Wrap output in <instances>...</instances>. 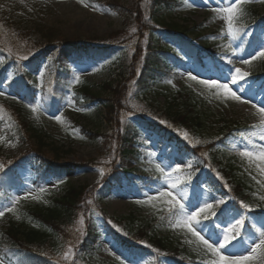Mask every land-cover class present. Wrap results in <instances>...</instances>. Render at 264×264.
Masks as SVG:
<instances>
[{
	"label": "rangeland",
	"instance_id": "obj_1",
	"mask_svg": "<svg viewBox=\"0 0 264 264\" xmlns=\"http://www.w3.org/2000/svg\"><path fill=\"white\" fill-rule=\"evenodd\" d=\"M114 1L0 0V16L3 15L10 19L6 23V26H9L7 28L0 17V48L2 50L21 56L43 50L53 64L47 72L50 75L49 79L54 78L53 71H56V66L71 69L75 75L92 83V92L100 98L96 104L87 106L85 110L74 109L69 105L59 113L43 112L46 125V134L43 139L32 137L23 144L18 141L7 142L0 138L2 159L4 161L19 159L18 171L24 178L36 176L33 166L35 167V161L41 153L49 159L57 160L65 170V175L62 177L48 178L44 183L45 189L58 195L62 189L68 186H79L87 192L86 197H90L83 204L84 209L80 216V218L83 217V223L78 225V229L74 233L75 236L68 239L67 237H70L72 233L68 232L64 235L67 240L62 241V255L54 256L57 264H87L85 253L93 254L99 259L97 261H105L107 264H116L118 261L144 264L148 258L129 254L108 235H102L93 249H90L88 245L92 239L85 237V225L92 224V221L98 218V211L101 210L113 219H120L131 212H135L141 217H150L154 211L162 208L161 203L164 199L170 200L171 197H160L147 203L144 193L149 192V189L160 188L161 191L172 192L180 203L186 205V210L189 211L196 210L195 207L189 206L191 198L195 199L192 205L204 202L212 203L213 208L206 213L211 217H213L211 211H215L217 215L220 211L226 210V222L221 228L227 227L229 223H234L236 219L245 216L242 211L227 204L219 194L206 188L205 182L198 183L189 175H183L180 172L181 169L191 166L194 160L192 154L179 151L172 142H167L151 132L141 131L133 139L132 130H130L128 140H124L123 135L126 134V127L130 124L134 125L131 121L132 117L135 118L145 112L150 115L147 110L150 107L149 102L137 97L133 89L137 78H139L140 67L143 65L145 56L153 55L156 52L151 49L148 53L142 52V47L146 40L150 39V31H157L158 27L150 19V22L142 20L140 5L146 7L147 0H120V4L138 11L140 20L137 21V28H135L138 36H133L130 34L131 32L135 33L132 31L133 27H130L128 20H125L113 8V5L117 6L118 3ZM177 1L181 0H171L172 5L179 6ZM217 6L218 0H186L181 8H176L173 12L165 10L163 19L166 23H176V25L188 29L189 37L194 39L198 45H214L213 48H219L224 55L223 62L229 68L221 67L225 72L223 75L215 69L202 74L191 63L179 65L171 72L169 80L159 83L152 94L156 106L159 107V105L166 104V98L171 92L178 91L182 87L195 90L204 99L205 108L210 114L208 122L214 132H217L225 124H258L259 116L253 115L255 109L252 108V103L258 107L264 106V86L261 85L264 78L256 77L261 70H264V58L252 60V56L264 48V43L256 52L249 55L240 50H233L236 45L227 36L225 22L217 19V14L212 11ZM242 7L244 14L239 19L246 17V21L242 22L243 27L260 39L264 38V0H252L251 3L244 4ZM247 10L257 11V14L248 16ZM142 28H145L144 32L141 31ZM222 29H224L223 34ZM88 39L109 43L111 41L120 42L123 39L126 42L120 43L112 57L97 61L88 58L70 45L72 42ZM163 40L164 43H167L166 39L163 38ZM229 44L231 47H228ZM243 60H249L250 64H243L241 62ZM125 62H128L129 65L130 75L128 78L123 75L122 71ZM138 66L140 67L137 68ZM237 67L249 75L246 77V82L238 81L233 85L230 80L225 81V77L229 74V69L234 72V68ZM189 74L200 78L191 80ZM253 74L256 76L250 77ZM45 78L46 82L47 77ZM199 79L217 80L218 83L228 82L233 91L252 103L225 101L223 89L219 90L221 95L218 98L215 95L217 90L206 88L198 83ZM251 81L253 87L247 89L246 83ZM41 83L40 80L39 84ZM7 91L9 90L6 89V93L0 97H8L13 105L0 104V110L14 114L22 121H30L28 115L18 110L20 102ZM125 101L127 105L122 106ZM56 115L61 116L59 122L54 119ZM132 127L134 128V126ZM255 132L258 133L259 130L256 129ZM249 138L253 140L256 147L264 144V141H260L253 135ZM233 144L236 145L235 148L232 147ZM228 146V155L234 156L235 163L242 165L240 167L248 172L258 171L256 164L259 162L249 163L246 157L240 155L241 151L249 149L252 145L244 139L237 138L228 141ZM157 164L165 168L170 174V179L165 180L164 176H160L161 174L155 167ZM177 166L180 170L173 171ZM120 168L131 171L121 184H114L108 176L119 174ZM101 170H103V176H101ZM112 183L113 187H111ZM172 183H175V188L168 187ZM28 188L30 189L28 201L37 200L32 199L33 196H37L36 192L32 190L31 186ZM150 194L156 193L151 192ZM17 197H20V194H17ZM219 200H223L224 203L217 205L216 202ZM137 201H141V203H137ZM21 206L22 202L18 199L15 211ZM218 223V220L214 219V224L218 225ZM6 225L7 220L4 216L0 221V229L5 228ZM257 228L264 230V217L250 213L247 217V224L244 223L242 227L244 238H241L236 244L229 245L228 251L244 252L245 241L250 236L258 235ZM159 231L163 236H169L175 244H186V241L195 239L186 229L160 227ZM69 246L72 247L73 254L68 259H64L63 254ZM197 247L201 248V246ZM201 250L205 251L203 248ZM42 252L50 256L48 247H45ZM160 264L176 263L165 258L161 260ZM255 264H260V261L257 260Z\"/></svg>",
	"mask_w": 264,
	"mask_h": 264
},
{
	"label": "trees",
	"instance_id": "obj_2",
	"mask_svg": "<svg viewBox=\"0 0 264 264\" xmlns=\"http://www.w3.org/2000/svg\"><path fill=\"white\" fill-rule=\"evenodd\" d=\"M147 1L146 7L140 5L142 20L153 21L158 28L157 31H150V39H147L142 47V52L148 53L150 49L156 50V52L153 55L147 54L143 65L137 67H140V75L133 89L137 97L149 102L150 107L147 110L152 115L150 116L151 119L143 116V119H140L141 126L161 132L169 138L175 139L181 145L188 147L198 158L196 162L198 172L206 175L215 190L221 188L220 192L222 194L234 197L240 205L243 202L250 206L249 210L254 209L264 213V200L260 199L261 196H264V187L261 186L264 185V177H261L256 171L243 170L235 163L234 156L228 155V140L240 136V133H244L245 136L250 134L254 129L252 126L247 124H225L217 132H214L208 122L210 114L205 108L202 95L188 87L171 92L166 98L165 105L156 106L154 95H152L153 91L159 82L168 77L172 68L167 55H175L180 52L175 45L163 43V38L178 42L179 46L187 52H191L197 63L201 65L204 64L202 58L207 50L194 47L193 39L187 33L188 29L182 28L176 23L165 22V19H163L165 10L172 12L175 9L171 0ZM114 2L118 3L117 6L111 3L114 6L113 8L125 20H128L130 27L137 28V21L140 20L138 11L120 4V0ZM179 4L181 5V3ZM254 13L257 14V11L247 10L248 16L255 15ZM0 17L6 26L7 21L10 19L3 15ZM243 18L246 19V17ZM240 22L238 20L236 23L238 28H241ZM6 27L9 28V26ZM144 29L142 28L141 31L144 32ZM130 34L134 36L137 35V32H131ZM246 40L250 41V44L253 43V39ZM125 42L126 40L123 41V39L120 42L111 41L110 43L88 39L72 42L71 44L103 58L112 56L120 43ZM212 46L214 45H207L206 47L210 48ZM251 47V49H254L256 46L252 44ZM0 50L2 49L0 48ZM2 51L5 52V50ZM213 56L214 61L219 63V56L216 53H213ZM9 61V57L5 58L4 63H2L3 66L0 67V72L4 71V67L8 65ZM28 65L32 67V70L37 69L34 61L29 62ZM13 70L15 74L20 73L21 66L18 62L14 63ZM122 71L123 75L128 78L130 75L128 62L123 64ZM24 73L28 82L36 78L35 74L26 68ZM2 77L3 74L0 75V78ZM28 85L31 86V84ZM67 97L65 95L64 100ZM73 99L79 107H85L100 100L92 92V84L86 79H79ZM124 104L127 105L126 101L122 106ZM161 121L164 123H161ZM131 128H133L132 124L126 127V134L123 135L124 140H128ZM139 128L140 125H136V130H139ZM184 132L188 133L187 140L183 138ZM45 134V126L37 115L32 116L31 122H26L18 119L12 113H0V138L2 137L5 141H18L25 144L28 138L43 139ZM197 140L200 141L199 144L196 143ZM0 160L3 161L1 153ZM45 160L48 165L47 169L43 171L44 174L46 172L54 174L63 172L64 167L57 160L49 158H45ZM124 172H127V170ZM111 175L108 176L109 179L117 177V174ZM86 195L87 192L84 188L71 185L63 189L59 195L45 192L35 202L28 203L25 201L18 211L8 214L6 216V227L0 229V256L4 259V264H56L54 256L62 255V241L73 238L78 225L81 224L80 216L84 209L83 204L90 198H87ZM5 206H7L6 203H0V209ZM169 208L171 206L165 205L150 218L137 216L131 212L128 216L113 219L108 217L103 210L101 213L106 222V230L113 233L126 247L128 246L132 250H151L158 255L166 254L182 264L212 260L213 256L210 253L201 250L202 245H200L201 248L197 247L195 239L192 244H175L169 236L161 234L159 228L169 227L170 224L171 214L168 211ZM85 226V237L92 239L90 245H88L92 249L94 243L102 234V230L97 222L87 223ZM68 232L72 235L67 238L64 237ZM45 247L49 248L50 256L42 252ZM85 254L87 264H105L97 261L93 254Z\"/></svg>",
	"mask_w": 264,
	"mask_h": 264
},
{
	"label": "snow or ice",
	"instance_id": "obj_3",
	"mask_svg": "<svg viewBox=\"0 0 264 264\" xmlns=\"http://www.w3.org/2000/svg\"><path fill=\"white\" fill-rule=\"evenodd\" d=\"M252 0H218V6L213 8L212 11L217 14L216 18L225 22V28L227 29V36L229 39H234L236 33L240 31V28L236 27V22L239 17L244 14L243 5L247 3H251ZM133 32L136 31L135 28L132 29ZM224 29H222V34ZM231 47V44L228 45ZM27 57H22V59H26ZM264 58V48H261L258 52H256L252 56V60ZM243 64H250L249 60L241 61ZM231 64V61L229 60ZM249 73L243 72L240 68H234V72L232 69H229V74L225 77V81L230 80L231 84H236L238 81L244 80ZM79 77H76V82H79ZM189 79L197 80V76L189 74ZM171 83V81H168ZM198 83L204 85L208 89H216L215 95L219 98L221 93L219 90L223 89V99L226 100H234L240 102L242 104L252 103L248 99L242 98L237 92L233 91L228 82L218 83L217 80H207V79H199ZM243 91V89H241ZM4 93L0 92V96H3ZM30 110L33 113H37L39 106L38 105H29ZM252 108L255 109L253 115L259 116V123L252 125V128L258 129L259 132H253L252 135L257 137L260 141H264V106L258 107L255 103H252ZM58 122L61 120L60 115H56L54 117ZM161 123H164L161 121ZM240 136L246 140L253 148H256L253 140L248 136H245L244 133H240ZM183 138L185 140L188 139V133H183ZM197 144L200 143L199 140L196 141ZM233 148L236 147L235 144L232 145ZM242 157H246L249 163L253 161L259 162L256 164L257 170L259 173L264 176V144H261L258 150L253 151L250 149H245L240 152ZM190 167V166H189ZM156 170L163 174L165 180L170 179V174L165 171L164 168L161 167L160 164L156 165ZM179 166L173 169V171L178 172ZM103 170H101V176H103ZM264 187V185H261ZM163 187V185H161ZM168 187L175 188V183L169 184ZM45 191L44 188L40 189V192L43 193ZM151 192H155L156 194H150ZM29 194H25V198H27ZM146 198L145 202L151 203V201L158 199L160 197H171L168 203L171 205L169 208V212L171 214L170 217V227L173 229H186L188 233L191 234L192 237L195 238V242L198 246L202 245L206 253H210L215 259L211 261V264H255L257 260L260 261V264H264V230L259 228L256 229L258 235L250 236L247 241H245L244 252L235 253L229 252L228 246L231 245V242L235 240L240 235V229L244 225V218L236 219L234 223H229L227 227L221 228L220 225H216L217 228H220L219 232L212 231L208 229V226L202 223V220H208L209 215L206 214L213 208V204L209 202H204L202 204L193 205L196 208V211L186 210L184 204L180 203V201L172 194L170 191H161L160 188L149 189V192L144 193ZM19 197L13 199L10 206H5L0 209V218H3L6 213H13L15 211V204L17 203ZM32 199H39L38 196H33ZM260 199L264 200V196H261ZM174 202V203H173ZM137 203H141V201H137ZM217 205L223 204V200H219L216 202ZM179 205V208L176 212H173L172 209L176 208ZM154 207V205H153ZM241 207L244 209H249L250 206L241 202ZM211 215L215 216V211H211ZM19 218V217H17ZM80 223H83V217L80 219ZM203 233V234H202ZM207 236V238H205ZM189 244L193 243V240L186 241ZM73 254L72 247L69 246L67 251L63 254L64 259H68L70 255ZM0 264H3V261L0 260Z\"/></svg>",
	"mask_w": 264,
	"mask_h": 264
}]
</instances>
